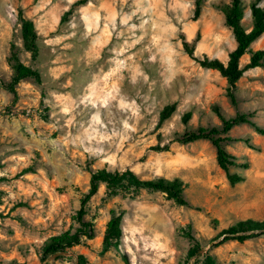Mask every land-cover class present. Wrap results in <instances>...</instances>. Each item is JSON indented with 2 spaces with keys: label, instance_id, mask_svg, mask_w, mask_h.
Wrapping results in <instances>:
<instances>
[{
  "label": "rangeland",
  "instance_id": "374dc122",
  "mask_svg": "<svg viewBox=\"0 0 264 264\" xmlns=\"http://www.w3.org/2000/svg\"><path fill=\"white\" fill-rule=\"evenodd\" d=\"M78 1L0 0V80L13 75L11 46L40 74L39 83L18 82L15 100L0 85V264H79V256L83 264H201L206 252L217 264H264V232L243 242L218 236L240 221L264 220V136L248 125L222 135L231 139L226 152L247 164L229 168L243 178L234 186L210 142L176 141L220 128L214 104L225 117L252 114L264 126V69L243 74L232 104L226 80L182 49L180 34L191 41L198 33L195 56L226 63L235 40L216 6L230 0H204L196 21L192 0ZM243 1L241 25L249 31L255 0ZM256 3L264 8V0ZM19 11L37 33L35 60L23 47ZM251 49L264 50V33ZM247 62L245 55L240 66ZM170 104L175 111L157 126ZM99 170L178 178L188 206L144 189L106 198L99 184L84 216L93 238L41 261L49 238L79 227L73 216ZM119 214L120 243L103 251L106 223ZM195 243L200 255L190 257Z\"/></svg>",
  "mask_w": 264,
  "mask_h": 264
},
{
  "label": "trees",
  "instance_id": "16d2710c",
  "mask_svg": "<svg viewBox=\"0 0 264 264\" xmlns=\"http://www.w3.org/2000/svg\"><path fill=\"white\" fill-rule=\"evenodd\" d=\"M257 0L250 4L251 15V29L246 31L242 25L241 20L244 16L245 4L243 0H230L228 4L219 3L216 8L223 14L224 24L232 32L235 40V48L228 53L227 61L224 64L218 59H209L207 57H196L195 48L199 41V34L196 33L195 37L191 41L185 39L184 34H180L182 40L183 52L193 61H195L201 68L217 71L221 77H223L230 87L231 92L229 98L232 104H235L234 94L232 92L235 89L236 82L243 76L247 70L262 68L264 69V50H252V44L264 33V8L257 6ZM193 9L191 20L196 21L201 14V8L204 0H192ZM85 0H80L76 4L82 5ZM65 14L61 17V21H64ZM18 18L21 24V35L24 49L29 52L32 60H35L38 55L37 45V33L32 21L25 18L21 11L18 12ZM247 55L248 62L244 66H240V59ZM9 64L13 75L8 83L0 80L2 88L6 89L16 99L15 86L19 81L30 78L35 82H40V74L38 71L31 69L24 65L18 58V54L14 51V47L11 46V52L9 57ZM176 105L170 104L163 107L159 112L158 124L160 126L164 121L171 117L175 111ZM214 113L217 115L221 122L220 128H199L193 132L184 133L178 140L179 143L188 144L200 140H205L211 143L216 152V163L221 171L224 172L225 178L230 186H234L243 181V178L237 174L229 173L230 167H239L246 169L247 164H237L236 159L226 152L223 143L231 141L228 137H222L226 135L233 127L239 125H248L253 130L264 136V126L252 121V114H236L233 117H225L217 105H212ZM191 114L185 113L182 116V122L187 123ZM241 141V140H240ZM251 149H255L249 143L248 139L242 140ZM167 150V148H165ZM99 184L105 185V197L111 198L123 193L135 192L138 190L157 191L166 195L167 199L173 201L178 206H188L187 201L183 198L182 191L184 183L182 180L165 179L157 177L150 180L139 179L132 171L126 170L125 172L119 171H106L99 170L92 172L90 175L89 191L80 202L79 209L76 211L73 219L79 225L74 233L66 231L58 236L49 238L41 248V261L46 260L49 256L62 254L65 251L80 246L93 238L92 224L84 220V216L87 212V205L90 199L97 193ZM122 215H113L106 223L102 249L108 251L112 247L119 245L122 230H121ZM264 232V220H245L240 221L229 228L223 230L218 235L224 236V240L236 239L239 242H243L249 235L255 233ZM199 245L195 243V246L191 247L188 256H199ZM78 263L83 264L84 259L82 256L78 257ZM201 264H217L213 255L206 252L202 255Z\"/></svg>",
  "mask_w": 264,
  "mask_h": 264
},
{
  "label": "water",
  "instance_id": "95a60500",
  "mask_svg": "<svg viewBox=\"0 0 264 264\" xmlns=\"http://www.w3.org/2000/svg\"><path fill=\"white\" fill-rule=\"evenodd\" d=\"M203 251H205V250H203ZM63 254V253H62ZM58 255V254H57Z\"/></svg>",
  "mask_w": 264,
  "mask_h": 264
}]
</instances>
